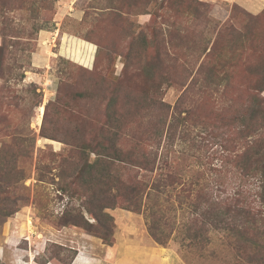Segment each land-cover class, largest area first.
Masks as SVG:
<instances>
[{
  "label": "rangeland",
  "instance_id": "rangeland-1",
  "mask_svg": "<svg viewBox=\"0 0 264 264\" xmlns=\"http://www.w3.org/2000/svg\"><path fill=\"white\" fill-rule=\"evenodd\" d=\"M258 150L264 9L0 0V264H64L39 230L112 240L116 210L186 264H264Z\"/></svg>",
  "mask_w": 264,
  "mask_h": 264
},
{
  "label": "crops",
  "instance_id": "crops-1",
  "mask_svg": "<svg viewBox=\"0 0 264 264\" xmlns=\"http://www.w3.org/2000/svg\"><path fill=\"white\" fill-rule=\"evenodd\" d=\"M230 4L236 3L252 13L264 9V0H222ZM117 216V229L114 235V245H106L97 236L69 227L65 230H39L41 239L35 241L39 252L46 249L47 241H56L61 236H68V243L77 250L72 264H186L180 257L165 252L162 246H156L150 237L141 233L139 220L125 211H114ZM130 233H125L124 230ZM136 231V235L131 232ZM50 235V237H48ZM59 242V241H56ZM33 252V250H32ZM28 264H37L35 255L28 257ZM26 264V263H25ZM46 264H54L48 262Z\"/></svg>",
  "mask_w": 264,
  "mask_h": 264
},
{
  "label": "trees",
  "instance_id": "trees-1",
  "mask_svg": "<svg viewBox=\"0 0 264 264\" xmlns=\"http://www.w3.org/2000/svg\"><path fill=\"white\" fill-rule=\"evenodd\" d=\"M256 153H259L260 155L258 157H256V160L257 162L263 164L262 167L260 166H256L254 168L251 169V172H253V177L256 178L257 180V183H259V192H258V195L262 201V203L264 204V150L263 151H256ZM263 153V154H261ZM159 187V186H158ZM155 188V187H154ZM156 190L158 191H161L157 188H155ZM160 189H162V187L160 186ZM248 231L249 229H247L245 232L242 231V238H243V244L245 243H250L251 241V238L248 237ZM102 238L104 239V243H106L107 245H114L115 243V238L114 239H110L108 237H103ZM250 238V239H249ZM257 243V247H256V250L255 251H249L250 254H245V257L246 259H248L250 262L252 261H260V260H264V252L262 253L261 251H264V233H261V237L258 238V241H256ZM245 247V245H242V249ZM72 250H74V255L72 257L69 258L68 262H65L64 264H72L73 260H74V257L76 256L77 254V250L74 249V248H71ZM246 249H244L245 251ZM50 260V259H49ZM50 261H53V260H50ZM48 260L45 261V263H47Z\"/></svg>",
  "mask_w": 264,
  "mask_h": 264
}]
</instances>
